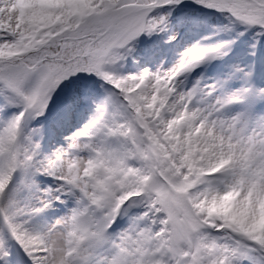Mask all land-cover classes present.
Returning a JSON list of instances; mask_svg holds the SVG:
<instances>
[{"label":"snow or ice","instance_id":"1","mask_svg":"<svg viewBox=\"0 0 264 264\" xmlns=\"http://www.w3.org/2000/svg\"><path fill=\"white\" fill-rule=\"evenodd\" d=\"M0 264H264V0H0Z\"/></svg>","mask_w":264,"mask_h":264}]
</instances>
